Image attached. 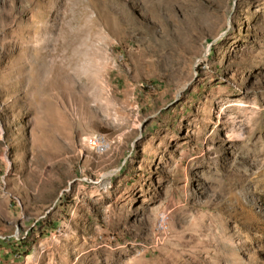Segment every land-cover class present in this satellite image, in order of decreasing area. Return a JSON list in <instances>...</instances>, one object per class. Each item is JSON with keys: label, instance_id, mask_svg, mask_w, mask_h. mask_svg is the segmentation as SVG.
<instances>
[{"label": "rangeland", "instance_id": "rangeland-1", "mask_svg": "<svg viewBox=\"0 0 264 264\" xmlns=\"http://www.w3.org/2000/svg\"><path fill=\"white\" fill-rule=\"evenodd\" d=\"M263 92L264 0H0V264H264Z\"/></svg>", "mask_w": 264, "mask_h": 264}, {"label": "bare ground", "instance_id": "bare-ground-1", "mask_svg": "<svg viewBox=\"0 0 264 264\" xmlns=\"http://www.w3.org/2000/svg\"><path fill=\"white\" fill-rule=\"evenodd\" d=\"M70 42L72 41H70L69 37L67 36H62V37L60 35H58V37L57 36L55 37L54 35L49 36V38L44 44V47L46 48V50H44L45 52H44L43 61L40 62V60L34 59L35 62L37 63L36 64L37 67L41 68V65L44 66L45 64L52 66L56 63L57 64L62 63L63 65L75 66L77 63H79L81 59L80 58L77 59L74 51L71 48L72 44L70 45ZM41 48H43V46ZM262 95H264V92ZM97 146L100 150H103L104 148L109 147L108 141L104 137H100L99 142H97ZM159 226L161 230L166 228V218L164 221V216L161 217V220L159 221Z\"/></svg>", "mask_w": 264, "mask_h": 264}, {"label": "built area", "instance_id": "built-area-1", "mask_svg": "<svg viewBox=\"0 0 264 264\" xmlns=\"http://www.w3.org/2000/svg\"><path fill=\"white\" fill-rule=\"evenodd\" d=\"M100 137H102L101 134H96L94 136L89 137L87 140L93 141L94 142V147H96L97 142H99V138ZM165 218H166V216H164V221H165ZM153 232H155V241H149V242H147V244L159 243V241H165V238L168 235L167 231H159L158 224H154Z\"/></svg>", "mask_w": 264, "mask_h": 264}]
</instances>
